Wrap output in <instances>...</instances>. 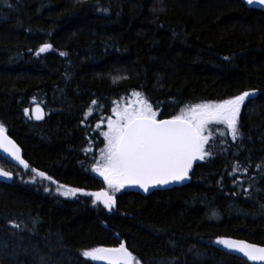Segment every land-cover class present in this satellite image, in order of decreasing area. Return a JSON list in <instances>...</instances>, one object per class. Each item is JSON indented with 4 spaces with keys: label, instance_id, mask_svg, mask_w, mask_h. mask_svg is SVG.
<instances>
[{
    "label": "trees",
    "instance_id": "obj_1",
    "mask_svg": "<svg viewBox=\"0 0 264 264\" xmlns=\"http://www.w3.org/2000/svg\"><path fill=\"white\" fill-rule=\"evenodd\" d=\"M245 91L256 94L241 108L240 136L209 126L213 154L184 186L125 190L110 213L56 194L103 190L92 171L101 117L123 97L139 92L171 119ZM0 125L28 169L56 181L30 184L0 154L14 176L0 183V264H93L83 250L121 243L139 264H249L217 238L264 246V13L241 0H0Z\"/></svg>",
    "mask_w": 264,
    "mask_h": 264
},
{
    "label": "snow or ice",
    "instance_id": "obj_2",
    "mask_svg": "<svg viewBox=\"0 0 264 264\" xmlns=\"http://www.w3.org/2000/svg\"><path fill=\"white\" fill-rule=\"evenodd\" d=\"M248 6H264V0H242ZM106 11V10H105ZM52 47L43 44L39 53H44ZM66 55V53H60ZM255 92L245 91L232 98L219 102L198 103L181 109L180 114L171 119H159L157 112L141 93L133 92L137 100L126 107H113L115 119L107 118V131L102 133L105 147L101 150V158L96 161L92 171L103 177L107 190L99 192H85L82 189L66 188L62 195L76 196L77 193L94 197L93 204L97 202L111 211L115 207L114 194L125 188L126 185H135L145 192L157 185H167L184 181L196 160H204L213 153L205 145L212 143V139L205 135L208 126L212 123L225 126L219 131V136L230 135L235 141L240 136L238 117L242 106L255 96ZM92 105L99 107V102L93 100ZM35 119L43 118L42 109L37 106L32 109ZM93 109L89 108V113ZM25 115L29 109L24 110ZM87 119V116L85 117ZM104 117H101L103 120ZM99 128V124L97 125ZM0 148L10 156L19 160V163L28 168L19 157V148L5 135L3 125H0ZM238 165L233 166V171ZM259 167V165H258ZM35 173L36 169H32ZM37 175L56 183L52 177L44 172ZM12 174L0 169V179H10ZM47 190V189H46ZM15 226V225H14ZM218 245H223L229 253L242 254L254 264H264V247L249 244L244 241H235L231 238H217ZM86 261L93 264L103 261L105 264H139L132 253L123 243L119 247H95L81 252Z\"/></svg>",
    "mask_w": 264,
    "mask_h": 264
},
{
    "label": "water",
    "instance_id": "obj_3",
    "mask_svg": "<svg viewBox=\"0 0 264 264\" xmlns=\"http://www.w3.org/2000/svg\"><path fill=\"white\" fill-rule=\"evenodd\" d=\"M241 2H242V0H241ZM242 3H243L248 9L258 10V11L264 13V6H255V7H252V6H248L245 2H242ZM35 107H37V106H35ZM35 107H34V108H35ZM39 107H40V106H39ZM40 108H41V107H40ZM41 109H42V108H41ZM42 111H43V109H42ZM32 117H33V119H34L35 121H37V122H41V121L44 119V117H45V113H44V111H43V118L40 119V120H37V119H35V114H34L33 111H32ZM5 135L8 137V139L12 140V139H11L6 133H5ZM14 144H15V143H14ZM15 145H16V144H15ZM16 146H17V145H16ZM17 147H18V146H17ZM19 150H20V149H19ZM0 154H1V156L6 160V162H8L9 164H11V165H12L13 167H15L16 169H24V166H23L22 164L19 163V160H17V159H15V158L11 157V156H10V153H6V152L3 150V148H0ZM19 157H20V159H22V160L24 161V159L22 158V153H21V151H19ZM200 161H201V160H196V161L193 162V167L190 169V171H189V175H190L191 172L193 171L194 167L200 163ZM24 162H25V161H24ZM0 169H1V168H0ZM188 178H189V176H188ZM188 178L185 179L184 181H181V182H178V183H170V184H167V185H157V186H155V187L150 188L149 191H147V192H145L143 189H141V188H139L138 186H135V185H126V187H127V189H128L130 192H133V193H136V194H139V195H149V194H151V193H153V192H156V191H165V190H171V189H173V188H179V187H182V186H184V185L187 183ZM13 180H14V176H13V174H12V176H11L10 179H8V178H6V179H0V183L12 184ZM231 239H233V240H235V241H244V242H247V243H249V244H253V245L259 246V247H264V246H262V245H257V244L250 243V242H248V241L241 240V239H235V238H231ZM219 250H220L221 252H223L224 254H227V255H231V256L237 257V258H239V259H241V260H243V261H245V262H247V263H249V264H254V262H252V261H248L246 257H243V258H242V254H238V253H231V254H230V253H229V250H228V249H225V248L223 247V245H219ZM95 264H105V262H103V261H98V262H95Z\"/></svg>",
    "mask_w": 264,
    "mask_h": 264
},
{
    "label": "rangeland",
    "instance_id": "obj_4",
    "mask_svg": "<svg viewBox=\"0 0 264 264\" xmlns=\"http://www.w3.org/2000/svg\"><path fill=\"white\" fill-rule=\"evenodd\" d=\"M136 100H137V98H136L135 96H133L132 93H131V94H129L128 96L123 97V98L120 99L119 101H116L115 103H113L112 106H113V107L119 106V107L123 108V107H126V106H130V105L133 104ZM113 107H112V108H113ZM112 108H111V112L108 114V116H107L106 118L103 119V121H102L101 124H100V130H99V132H100V138L102 139L103 144H102V147L100 148L99 155L97 156V157H98V158H97V161L100 160V158H101V150L104 149V147H105V143H106L105 140H104V137H103L102 133H103L104 131H107V118H108V117H111L112 119H115V116H114L113 113H112ZM179 114H180V113H179ZM211 125H215V123H212V124H210L209 126H211ZM209 126H208V127H209ZM222 126H223V125H222ZM224 127H225V126H224ZM207 130H208V129H207ZM205 135L209 136V135H208V131L205 132ZM24 171H25V175H26L25 178L28 180V181H27V180H26V181L29 182L30 184H36L37 181H41L43 187H46L47 185L49 186V184L46 183V181H45L44 178L38 177L34 172L30 171L28 168H25ZM93 175H94L96 178H98L99 180H101V181L103 182V184H104V188H103V190H107V191L111 192V190L108 189V188H107V185L104 183V181H103V177L99 176V174H98V173H95V172H93ZM125 190H127V187H126V186H125V188L121 189L119 192L115 193V194H114V197H116L119 193H121V192H123V191H125ZM63 191H65V190H64V189L59 190V191L56 190V194H58V195H62L61 192H63ZM62 196H63V195H62ZM88 197L90 198V201H91L92 206L96 207L95 209L100 210V211H103V212H106V213H110V212L113 210V209H112L111 211H109L108 209H106V208L103 206V204H101V203H99V202H97V204L94 205V204H93L94 197H90V196H88Z\"/></svg>",
    "mask_w": 264,
    "mask_h": 264
}]
</instances>
